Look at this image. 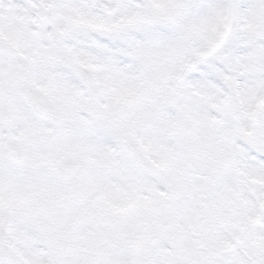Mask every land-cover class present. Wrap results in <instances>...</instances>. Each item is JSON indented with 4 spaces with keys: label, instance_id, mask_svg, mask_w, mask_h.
I'll list each match as a JSON object with an SVG mask.
<instances>
[{
    "label": "snow or ice",
    "instance_id": "6c2138e0",
    "mask_svg": "<svg viewBox=\"0 0 264 264\" xmlns=\"http://www.w3.org/2000/svg\"><path fill=\"white\" fill-rule=\"evenodd\" d=\"M57 158L121 185L85 257ZM0 264H264V0H0Z\"/></svg>",
    "mask_w": 264,
    "mask_h": 264
},
{
    "label": "rangeland",
    "instance_id": "374dc122",
    "mask_svg": "<svg viewBox=\"0 0 264 264\" xmlns=\"http://www.w3.org/2000/svg\"><path fill=\"white\" fill-rule=\"evenodd\" d=\"M119 187L121 185L115 179L105 175L100 189H116ZM23 193L28 192L24 189ZM94 199L93 195V199H90L89 202L87 201L85 208L87 216L85 218L82 217L84 215L83 211L75 213L74 209L72 207L70 209L68 204L53 218V225L61 237L73 244L75 243L77 253L81 257L87 256L98 240L110 239L112 237L111 227L95 208L92 202ZM68 209L71 211H68ZM134 224V221H129L128 227L131 228Z\"/></svg>",
    "mask_w": 264,
    "mask_h": 264
},
{
    "label": "flooded vegetation",
    "instance_id": "af4514ba",
    "mask_svg": "<svg viewBox=\"0 0 264 264\" xmlns=\"http://www.w3.org/2000/svg\"><path fill=\"white\" fill-rule=\"evenodd\" d=\"M29 162H30V161H27V162L25 163V166H27V165L29 164ZM25 166H24V167H25ZM29 169H31V167H29ZM90 171L93 172V174L95 175L94 178L92 179V181H98V180H99V171L96 170V169H88L87 176H88V174H89ZM94 184H95V182H87V181H86V178H85L84 181H83V186H82V188H83V190H85V188L87 187V185H91V186H93Z\"/></svg>",
    "mask_w": 264,
    "mask_h": 264
},
{
    "label": "water",
    "instance_id": "95a60500",
    "mask_svg": "<svg viewBox=\"0 0 264 264\" xmlns=\"http://www.w3.org/2000/svg\"><path fill=\"white\" fill-rule=\"evenodd\" d=\"M65 245H66V248L68 249V251L71 253V252H74L73 248L70 247L66 242H64Z\"/></svg>",
    "mask_w": 264,
    "mask_h": 264
}]
</instances>
